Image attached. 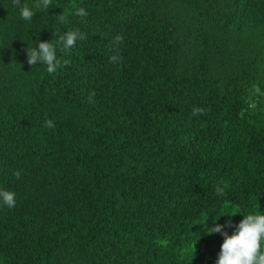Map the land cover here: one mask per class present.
I'll use <instances>...</instances> for the list:
<instances>
[{"label": "trees", "instance_id": "16d2710c", "mask_svg": "<svg viewBox=\"0 0 264 264\" xmlns=\"http://www.w3.org/2000/svg\"><path fill=\"white\" fill-rule=\"evenodd\" d=\"M23 2L0 0V264H215L208 227L264 215V0ZM70 29L68 67L27 64Z\"/></svg>", "mask_w": 264, "mask_h": 264}, {"label": "clouds", "instance_id": "9594fccd", "mask_svg": "<svg viewBox=\"0 0 264 264\" xmlns=\"http://www.w3.org/2000/svg\"><path fill=\"white\" fill-rule=\"evenodd\" d=\"M12 7L19 10V14L23 20L31 21L36 15V11L29 7L21 0H11ZM51 6V0H36L34 5L36 10L47 11ZM74 15L78 17H86L87 11L83 7H77ZM68 13L63 12L57 18L60 23H67ZM58 35L55 44L52 41L38 42L36 47L27 48V64L32 68L38 63L46 65L48 74H54L58 69L66 68L70 65V60L63 56H57V49L59 48L65 56L70 54V50L75 48L78 40H85L86 35L81 33L79 29H70L63 34L53 33ZM123 43V37L117 35L113 41V45L117 46L116 54L109 58L110 63H119L121 60L118 45ZM95 92L89 93L88 102L94 103L93 97ZM204 109L193 108L192 115H202ZM44 127L55 128V123L51 120H46ZM17 179L20 178L19 171L14 173ZM216 194L218 196L225 195L224 189L217 187ZM16 193L8 190H0V203L8 208L15 207ZM232 216V215H228ZM243 220L238 225H233L231 219L225 222L224 225H219L216 222L214 226L208 227L207 234L219 233L224 242L221 245L219 256L215 264H264V252H261V239L264 237V215L249 214L243 216ZM227 228H234L232 235L225 230Z\"/></svg>", "mask_w": 264, "mask_h": 264}]
</instances>
